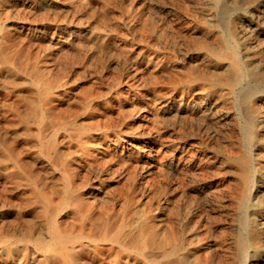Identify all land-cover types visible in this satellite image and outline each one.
Returning <instances> with one entry per match:
<instances>
[{"label": "rangeland", "instance_id": "obj_1", "mask_svg": "<svg viewBox=\"0 0 264 264\" xmlns=\"http://www.w3.org/2000/svg\"><path fill=\"white\" fill-rule=\"evenodd\" d=\"M48 213L79 264H264V0H0V264H61Z\"/></svg>", "mask_w": 264, "mask_h": 264}, {"label": "bare ground", "instance_id": "obj_2", "mask_svg": "<svg viewBox=\"0 0 264 264\" xmlns=\"http://www.w3.org/2000/svg\"><path fill=\"white\" fill-rule=\"evenodd\" d=\"M231 55H234V54H231ZM237 63H239V62H237ZM232 65H234V66L236 65V60H232ZM237 78H238V72L236 71L235 72V79H237ZM14 103H16V102H14ZM56 105H57V103H56ZM43 115L44 114H41L42 117H43ZM87 142H89V141H87ZM90 143H92V142H90ZM40 148L46 154L52 153L55 150V140L53 138H50L46 142H41ZM238 163H240V165H241V176L244 179L245 183H247L248 161H247L246 158H240ZM249 177H250V175H249ZM19 187H21V186H19ZM67 189H68V187H67ZM42 197H43V200H45L47 203L49 202V196L47 195V193L43 189H42ZM80 202H81V199L80 198H76L75 201L73 202V206L77 207L80 204ZM58 208L59 207L57 206V209ZM57 209H55V210H57ZM66 217H68V216H66ZM69 219L71 220L70 217H69ZM77 219H78V217H77ZM66 220H64V221H66ZM72 220H74V219L72 218ZM90 226H91V220L87 217V215L83 214V215H81V222H79L77 226H72L69 229L63 228V227H60V225L57 223V220H56L55 216L53 215V213H48V215H47V235L45 237L43 236V237H34V238H35L36 241H38L37 242L38 250L41 253L49 254L50 255V260L59 261L61 264H79L80 263L79 257L83 253V250L86 248V244H84L83 240H87L88 242L94 241L93 237L90 235V231H91L90 230ZM20 234H19V236H20ZM32 236H33L32 233H29V234H27V236H24V237L33 238ZM28 238H26V239H28ZM98 238L100 240H102V241L108 242L111 246L112 245H116L120 249H124V250L131 249V250L137 252L141 257H144V252L146 251V249L153 248V246H157V244H159V242H157L155 240V238H153V236H151L149 238V240H145V238H144V230L142 228V225H140L137 228V230L135 231V233L132 236H130V237L126 236L125 233H124V229H123V224L122 223H120L118 225V227L115 230H113V231H108V229L106 227V224H102L101 227H100L99 237ZM12 244H14V242ZM111 250H112V248H109V249L105 250L107 252L103 251V252H105V254H107L105 257L108 258V257H111L113 255ZM175 251H176V247L174 246V247L170 248L168 251H166L164 253V256H170V255L174 254ZM22 252L23 251H21V253ZM117 255H118V253H115L114 258H117L116 257ZM81 256H83V255H81ZM84 258L87 259L88 258L87 255H86V257L84 256ZM15 261H17V260H15ZM131 261H132V259H131ZM27 263H28L27 256H26V254H23L21 256V258H19V261H18L17 264H27Z\"/></svg>", "mask_w": 264, "mask_h": 264}]
</instances>
